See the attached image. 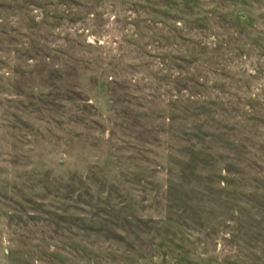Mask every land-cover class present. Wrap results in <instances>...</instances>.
<instances>
[{"label": "rangeland", "instance_id": "374dc122", "mask_svg": "<svg viewBox=\"0 0 264 264\" xmlns=\"http://www.w3.org/2000/svg\"><path fill=\"white\" fill-rule=\"evenodd\" d=\"M0 264H264V0H0Z\"/></svg>", "mask_w": 264, "mask_h": 264}, {"label": "trees", "instance_id": "16d2710c", "mask_svg": "<svg viewBox=\"0 0 264 264\" xmlns=\"http://www.w3.org/2000/svg\"><path fill=\"white\" fill-rule=\"evenodd\" d=\"M198 44V43H197ZM197 44H195V47L196 46H199V45H197ZM201 46H203V45H201ZM215 49H217V47H215ZM214 49V50H215ZM171 54V57L173 58V59H176V60H179V61H184V62H187L188 61V59H187V57H189V51L188 50H186V49H183V48H181L180 49V51H173V52H171L170 53Z\"/></svg>", "mask_w": 264, "mask_h": 264}]
</instances>
